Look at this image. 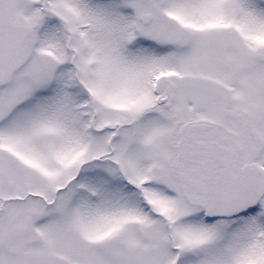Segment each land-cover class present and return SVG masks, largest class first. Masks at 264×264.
Instances as JSON below:
<instances>
[{"label": "snow or ice", "instance_id": "1", "mask_svg": "<svg viewBox=\"0 0 264 264\" xmlns=\"http://www.w3.org/2000/svg\"><path fill=\"white\" fill-rule=\"evenodd\" d=\"M0 264H264V0H0Z\"/></svg>", "mask_w": 264, "mask_h": 264}]
</instances>
